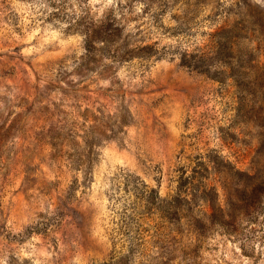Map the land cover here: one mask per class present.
<instances>
[{"label":"rangeland","instance_id":"rangeland-1","mask_svg":"<svg viewBox=\"0 0 264 264\" xmlns=\"http://www.w3.org/2000/svg\"><path fill=\"white\" fill-rule=\"evenodd\" d=\"M0 264H264V0H0Z\"/></svg>","mask_w":264,"mask_h":264},{"label":"trees","instance_id":"trees-1","mask_svg":"<svg viewBox=\"0 0 264 264\" xmlns=\"http://www.w3.org/2000/svg\"><path fill=\"white\" fill-rule=\"evenodd\" d=\"M96 40H97V38L94 39V42H95ZM94 42H93V43H94Z\"/></svg>","mask_w":264,"mask_h":264}]
</instances>
